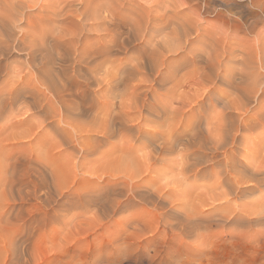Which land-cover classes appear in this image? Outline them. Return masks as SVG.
<instances>
[{"label":"bare ground","instance_id":"bare-ground-1","mask_svg":"<svg viewBox=\"0 0 264 264\" xmlns=\"http://www.w3.org/2000/svg\"><path fill=\"white\" fill-rule=\"evenodd\" d=\"M186 1L0 0V223L10 171L14 199L38 203L13 216L22 222L16 233L31 238L58 217L52 207L74 182L57 162L63 146L93 160L88 173L104 185L77 199L106 216L134 199L164 205L181 195L187 212L178 223L198 227L201 206L241 200L252 187L259 195L246 203L264 216V34L237 58L248 49H239V26L227 35L200 29L199 3ZM13 52L23 56L19 67L5 63ZM30 112L38 123L24 122ZM47 127L50 135L38 138ZM19 141L28 152L13 156ZM204 179L213 181L197 184ZM16 236L0 226V251L13 252L1 264L26 261V240L16 244Z\"/></svg>","mask_w":264,"mask_h":264},{"label":"rangeland","instance_id":"rangeland-1","mask_svg":"<svg viewBox=\"0 0 264 264\" xmlns=\"http://www.w3.org/2000/svg\"><path fill=\"white\" fill-rule=\"evenodd\" d=\"M43 1L47 2L51 0ZM186 2L188 4L199 3L195 8L201 14L198 23L204 24L203 26L200 24L202 26H199L200 29L216 30V27L220 26L222 30L224 29L223 34L227 35V32H234L233 24L239 26L238 30H236V37L242 38H240L241 41L238 38L234 41L238 39L237 42L240 44L239 49L244 46H248V49L246 47L241 51H235V54L238 53L237 55L234 54L237 58L241 57L244 49L249 50L252 46V49L254 48V45L251 44H254L256 35L264 34V0H187ZM207 7L210 8L208 9ZM204 9L206 10L204 11ZM254 10L257 12L256 14ZM223 15L226 17H222ZM236 18L237 20H239L238 18L241 19L235 21ZM227 20L228 24L227 22L225 23ZM232 20L233 23H231ZM222 21H224V25H222ZM20 28L23 31L24 28L25 30L27 29L26 25L25 27L21 25ZM13 32L16 31L13 30ZM247 42L252 43L247 44ZM195 43L198 45L199 42L196 41ZM195 43L194 45H196ZM22 60V54L13 52V55L8 57L5 63L19 67L17 64L22 62ZM228 62L230 63V61ZM4 78L5 76L1 77V79ZM13 112L16 115L15 111ZM14 115H12L14 117L13 121L18 120L22 116ZM26 115L27 117H24V122L26 119H29L30 121H26L34 124L37 121L38 123L39 120L34 119L36 115L32 112L23 116ZM17 117L19 118L17 119ZM3 120H0V125L7 122ZM29 125L30 123H27L24 127H28ZM49 131V127L40 131L38 129L37 137L50 135L49 133L51 132ZM250 133H246L245 136H249L248 138L252 137V133ZM253 133H257V131ZM23 144L27 145L24 141H19L15 144V148H12L13 156L18 155L21 151L28 152V149L22 150ZM109 144L106 142L105 145L107 146L103 148H108ZM244 145L246 146L247 144ZM243 146L238 151L239 155L244 154L248 150L246 148L248 146ZM58 154V158L60 157L57 161L58 164H61L62 168L67 170L66 173L71 181L73 180L74 182L66 191L62 189L59 204L52 207V210L56 211L55 213L58 214V217L47 219L44 228L35 230L31 238H22V234L16 233L22 222H17L14 217H16L15 214L19 211L24 214L23 216H27V210L34 209L38 203L14 199L17 198L15 191L18 185L14 183L16 187L14 189L11 188L10 185L13 182L12 184H9V182L10 180L14 181V178H10L12 176L8 178V175H11V171L6 176L7 187L5 192L10 203L8 202L9 205L3 208L8 213L5 215L6 218L3 217L0 226L7 228L8 232H13L14 236H18H16L14 241L16 244H21L23 239L26 240L22 245V250L25 247L26 261L22 260L15 264H264V216L251 214V212L255 211L256 207L253 204L251 206L249 203H246V201L254 200L258 197L257 195L259 194L253 189L254 187H252L253 191L251 190L252 193L254 192L253 195L243 197L241 199L242 202L239 199L236 200L235 198L234 201L231 198L229 202L225 201L226 203L224 200L223 202L221 200L201 206L200 208L204 212V215L201 217L203 222L198 227L191 226L193 228L190 225L189 228L186 225V228H184L185 226L183 227L182 225L186 214L184 212L187 210V207L184 204V200H181V195L174 196L171 199L173 200L172 204L166 202V205H152L150 202L134 199L132 205L106 216L103 209H100L97 204H80L77 199L78 195L92 189L93 184H96L97 187L104 185L103 182L88 173L95 165L93 164V160H78L80 157L79 152L67 146H63ZM177 157V155L175 158H171L170 156L171 159H177ZM158 165L156 169L159 171L162 169V166ZM73 171L75 172L73 173ZM148 176L152 175L148 174ZM148 176L146 175V177ZM200 181L206 184L208 181L212 182L213 180H199L198 185H204ZM13 190L15 191L13 192ZM188 191L189 189H186L183 193L188 195L189 193L186 194ZM236 201H239V203H236ZM241 203L247 204V209H249L250 213H241L239 211V208H242ZM235 204L239 205L235 206ZM232 208L235 209L232 210ZM45 209L51 210L49 207ZM237 212L238 214L240 212L241 219L233 218V215ZM180 219H182V222ZM32 227L35 229L37 224L33 223ZM3 239L0 238L1 249L5 246ZM8 252L13 253L7 247V251H0V255H8ZM2 256H0V264L2 260L5 261V258Z\"/></svg>","mask_w":264,"mask_h":264}]
</instances>
